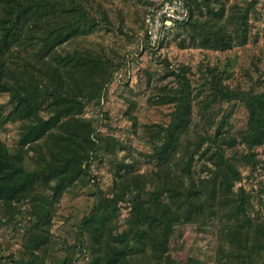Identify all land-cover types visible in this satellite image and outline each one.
<instances>
[{"label": "trees", "instance_id": "trees-1", "mask_svg": "<svg viewBox=\"0 0 264 264\" xmlns=\"http://www.w3.org/2000/svg\"><path fill=\"white\" fill-rule=\"evenodd\" d=\"M187 1L190 19L178 27L188 34L183 41L190 39L195 47L212 50L231 48L232 37L222 22L230 17L226 1ZM248 15V9L243 11L241 20L246 23ZM98 26L83 0H0V93L8 95V104H0V129L12 121L22 122L13 150L0 138V223L4 221L1 210L12 217L18 211L16 204L34 197L39 184L53 193L50 198L35 193L39 197L35 196L31 214L46 222L63 192L87 173L85 164L104 141L95 134L93 122L80 114L85 99L101 98L113 70L90 52L58 51L70 39L89 35ZM187 72V66L171 70L176 86L160 102L174 109L167 125H157L161 142L151 153L152 188L148 189L144 174L133 175V164L121 162L112 195L101 198L83 218L80 236H88L91 264H133L137 254L154 264H191L192 256L176 259L173 251L190 226L197 228L198 236L210 233L220 207H226L224 217L232 221L225 229L229 239L226 250H221V264H257L264 253V220L254 221L248 215V192L234 190L242 174L226 150L238 143L251 151L264 146V90H233L209 69V94L194 102ZM46 100L52 101L47 119L40 114ZM219 100L245 103L248 126L240 141L225 136V119L215 126L212 111L223 103ZM196 106L204 119V132L192 140L189 132ZM31 152L33 169L26 163ZM197 154L206 158L201 171L209 176L197 173ZM251 155L245 156L249 163H253ZM124 202L129 203L130 215L127 226L118 231L119 206ZM36 233L32 251L39 261L30 264H46L35 252L48 243L45 226Z\"/></svg>", "mask_w": 264, "mask_h": 264}, {"label": "rangeland", "instance_id": "rangeland-1", "mask_svg": "<svg viewBox=\"0 0 264 264\" xmlns=\"http://www.w3.org/2000/svg\"><path fill=\"white\" fill-rule=\"evenodd\" d=\"M225 1L230 17L222 22L232 37L231 48L212 50L195 47L189 38L183 41L188 34L185 29L178 28V38L175 35L163 48L151 51L142 48L139 38L143 29V0H83L99 26L89 35L70 39L58 51L62 54L75 50L90 52L113 70L101 98L85 99L87 103L80 114L81 118L93 122L95 134H100L104 141L85 164L87 173L63 192L46 222L36 219L31 210L35 196L39 197L35 193L44 198L52 196L49 186L39 184L34 197L16 204L18 211L12 217L1 210L4 221L0 223V264L39 261L32 251V239L37 240L36 232L42 226H45L48 243L35 252L46 260V264H91V252L87 247L89 239L87 235L80 236V225L101 198L112 195L116 167L121 162L133 164V175L144 174L148 189L154 185L152 173L155 163L151 153L154 145L161 142L157 125H167L174 109L172 104L160 103L176 86L171 70L189 67L187 75L192 82L194 102H202L209 94V69H213L217 78L233 90H264V0ZM247 9L249 15L245 23L241 15ZM240 23L246 29H242L244 25L240 27ZM51 102L46 100L40 109V114L46 119L51 114ZM218 102L223 103L216 104L212 111L215 126L225 119V136L236 137L240 141L241 132L248 126L249 112L245 103L240 100ZM0 104H8L7 94L0 93ZM200 116L196 106L189 132L192 140L204 132V119ZM21 123L12 121L0 129V138L12 150L21 136ZM226 150L227 157L242 174L234 190L244 188L249 194L248 215L254 221L264 220V146L251 151L245 144L238 143ZM248 154L252 156L253 163L246 161ZM33 157L34 152H31L26 159L32 169L36 166ZM206 161L205 157L196 155L197 173L202 177L209 176L207 171H201ZM55 184L53 182L52 186ZM119 208L116 228L121 231L127 226L130 206L124 202ZM226 210V207H220L216 222L207 235L198 236L197 228L190 226L182 245L173 251L174 257L182 260V256L187 259L192 256L191 264H221L219 258L224 254L221 250H226L229 239L225 229L232 225V221L224 217ZM133 264L154 263L137 254ZM257 264H264V253L258 256Z\"/></svg>", "mask_w": 264, "mask_h": 264}, {"label": "built area", "instance_id": "built-area-1", "mask_svg": "<svg viewBox=\"0 0 264 264\" xmlns=\"http://www.w3.org/2000/svg\"><path fill=\"white\" fill-rule=\"evenodd\" d=\"M144 28L139 34L142 48L156 51L175 38L176 31L190 19L187 0H143Z\"/></svg>", "mask_w": 264, "mask_h": 264}]
</instances>
